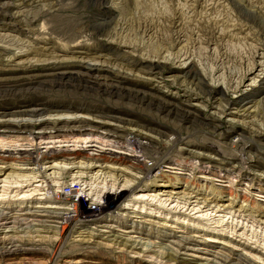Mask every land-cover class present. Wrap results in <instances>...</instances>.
<instances>
[{
	"label": "rangeland",
	"instance_id": "374dc122",
	"mask_svg": "<svg viewBox=\"0 0 264 264\" xmlns=\"http://www.w3.org/2000/svg\"><path fill=\"white\" fill-rule=\"evenodd\" d=\"M0 180V264H264V0H0Z\"/></svg>",
	"mask_w": 264,
	"mask_h": 264
},
{
	"label": "bare ground",
	"instance_id": "6f19581e",
	"mask_svg": "<svg viewBox=\"0 0 264 264\" xmlns=\"http://www.w3.org/2000/svg\"><path fill=\"white\" fill-rule=\"evenodd\" d=\"M157 61V60H156ZM83 65V64H82ZM156 66H160V63L158 62H156V64H155ZM83 68H85V70L87 71V75H89V74H93V73H95V72H98V71H100V70H102L103 68H101V67H97V66H94V65H87V64H85V65H83L82 66ZM251 70H253V69H251ZM67 78V79H66ZM201 80V79H200ZM253 80H254V78H253ZM53 81V80H52ZM256 81V80H255ZM55 83H58V84H61V83H63V85L64 84H72V83H75L77 86H82V87H84V89H100V86L101 85H99V84H97V82H94V83H92V85H91V82L88 80V79H86V78H82L81 76H79V75H77V76H69V77H65V75L64 74H60V75H56V81H55ZM106 85V84H105ZM108 86H111V87H113L114 89H112V93L115 91V90H117V89H115L116 87L114 86V85H111V84H107ZM60 86H62V85H60ZM81 87V88H82ZM239 87V86H238ZM79 88V87H78ZM103 90L106 92V91H108V90H111V89H108V88H103ZM7 91V90H6ZM11 91V90H10ZM100 91V90H99ZM96 92V91H95ZM97 92H98V90H97ZM108 92H111V91H108ZM117 93H118V91H116ZM5 94V93H4ZM8 94V93H7ZM110 94V93H109ZM136 95V94H135ZM142 98H145L144 96H142L141 97V99ZM138 99V98H137ZM155 100V99H154ZM153 101V100H152ZM157 106L160 108V110L161 111H164V112H169V114H173L174 116H176V117H179V116H181V117H183V118H186V119H188L189 118V114H190V110L188 111V110H186V109H183L182 107H176V106H173V107H171L170 105V107L167 105V104H165L164 102H161V101H159L158 103H157ZM153 107V106H152ZM46 110L45 109H42V108H39V109H36V110H23V111H19V112H17V113H15L14 115H17V116H19V117H25V116H29V117H33V116H36V115H42L44 112H45ZM12 114V113H11ZM181 117H179V118H181ZM22 120H25L24 122H22L23 124L22 125H26V126H30L31 127V125H32V122L31 121H29L30 119H22ZM181 120V119H180ZM121 121H123V120H121ZM45 122V121H44ZM51 122V121H50ZM49 122V123H50ZM125 123H126V121H125ZM13 124V123H12ZM37 124V123H36ZM53 124H55L54 122H53ZM10 125V124H9ZM144 139H146L147 140V142H151L152 141V139L147 135V136H145L144 135ZM78 167V166H77ZM54 174H55V172H53ZM56 173H58V172H56ZM12 176H14V174H12ZM22 176H24V175H22ZM21 176V177H22ZM104 176L105 175H103V178H104ZM108 176H110V177H112V174L111 175H108ZM30 177V176H29ZM35 178H36V176H34ZM55 177V176H54ZM33 177H31V178H29V179H32ZM22 179H24V178H22ZM1 181V180H0ZM35 181H38V180H35ZM172 181V180H171ZM157 182H159V184L157 183L156 184V186H158V185H171L172 183L170 182V183H168V184H165V183H163L162 182V184L160 183V181H157ZM16 183H19V181H17ZM114 183V182H113ZM129 189V188H128ZM127 189V187L126 188H113V190H116V191H114V193H119V192H125V191H127L128 190ZM94 190L95 189H93L91 192L90 191H88V190H85V189H82L81 190V192H80V195H82V197H86L87 199H91L92 197H93V195H94ZM132 191V190H131ZM79 192V191H78ZM97 196H99L98 194H96ZM145 196H147V194L146 195H141V196H139V198H143V197H145ZM5 197V196H4ZM100 197V196H99ZM184 197H185V195H184ZM134 199H138V198H135L134 197ZM187 200V199H186ZM6 203L8 202V201H6V200H4ZM2 203H3V201H1ZM69 212H68V215L71 213V211H72V209H69L68 210Z\"/></svg>",
	"mask_w": 264,
	"mask_h": 264
}]
</instances>
